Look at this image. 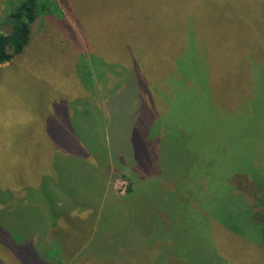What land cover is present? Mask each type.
I'll use <instances>...</instances> for the list:
<instances>
[{
  "label": "rangeland",
  "instance_id": "374dc122",
  "mask_svg": "<svg viewBox=\"0 0 264 264\" xmlns=\"http://www.w3.org/2000/svg\"><path fill=\"white\" fill-rule=\"evenodd\" d=\"M20 1L0 0L1 33L12 28L4 19ZM56 1L63 15L38 16L24 52L0 63V187L18 185L24 200L9 213L20 227L29 223L30 233L16 245L0 226V264H50L35 253V244L45 239L32 234V225L48 223L62 203L82 208L81 228L88 222L84 239L61 238L63 260L71 264L87 261L86 251L111 258L110 264H264L262 223L255 217L264 216V0ZM190 19L199 42L192 43L197 51H188L200 58L199 49H206L205 74L166 75L159 59L166 92L153 86L146 71H136V51L118 69L121 33L132 34L129 47L140 35L147 56L164 51L170 32L186 44ZM74 57L104 76L94 79L91 91L73 75ZM119 76H126L127 85L115 97L101 80L112 83ZM143 82L167 109L161 106L139 131V123L145 126L138 123L147 96ZM103 90L115 106L112 118L97 106ZM151 143L161 150L154 167L138 160L155 158ZM47 181L54 183L52 195L63 197L60 205L43 195ZM130 182L141 196L152 184L154 223L174 225L179 256L166 246L170 239L162 244L150 225H139L135 208L110 216L112 206L125 207ZM27 195L34 196L29 203ZM57 223L55 235L72 232H62V216ZM147 251L148 262L135 256Z\"/></svg>",
  "mask_w": 264,
  "mask_h": 264
},
{
  "label": "trees",
  "instance_id": "16d2710c",
  "mask_svg": "<svg viewBox=\"0 0 264 264\" xmlns=\"http://www.w3.org/2000/svg\"><path fill=\"white\" fill-rule=\"evenodd\" d=\"M42 14H53V15H57V16H61L63 15L62 9L59 6V2H57L56 0H22L20 1V3L17 5L16 9L11 13V16L14 17V22L12 24V28L7 32V33H1L0 32V63H4L7 61H10L12 58H14L15 56H19L21 55L26 46L29 43V39L31 38V31H32V26L37 22L36 19L38 18V16L42 15ZM190 23H188V27L185 29L187 31V37L185 39L186 44L183 42V40L180 37V34L177 32H170V34H168L165 42L167 44L164 45V51L158 49L157 53H153L150 52L147 56L144 54L146 53L145 50H143V42L144 40L141 38V36H134L133 37V45L131 47L127 46L126 43L128 41H130L132 34H126V33H121L122 36V40L121 42L124 43L121 47V45H119L120 51L119 52V57L121 59L120 63L117 62V60L115 61V63L119 64V67L116 66V69L118 67V69H121L122 66H126V62L128 61L129 63V55L131 53L132 57L136 51L135 57L136 59H134V63H135V69L136 71H146L149 75L152 76V78H155V82L153 83V86H155L156 89L160 90V89H167L166 85L164 84V81L162 80L161 77V73L157 71L156 69V65H160L158 64L157 60L160 61L159 59H164L163 61V65H164V73L166 75H168V72L172 70V72L177 75V76H191L192 74L195 75H199L202 73L205 74L206 73V67H208V63H207V52L205 48L199 49L200 53H201V57L198 58L197 55H191L190 51L188 50H192V52L195 50L197 51L192 43L193 40H195L196 42H199V37L196 31H193L191 29V23L192 20H189ZM151 37L154 38L155 43H159L157 41V39L155 38V36L153 34H151ZM174 43V45H173ZM189 45V47H188ZM173 46V47H171ZM191 47V49H190ZM116 50V54H114V58H117V53H118V47L117 45H115ZM89 57L85 58V59H89L90 55H88ZM179 56V59H177V57ZM109 57V56H108ZM152 57H155L156 59H153ZM92 58V56H91ZM93 59V58H92ZM74 62H72L71 64L74 65L73 66V75L77 77V79L80 80L81 83H84V86L86 89L90 90L93 89L92 85H93V81L94 79H96V77L98 78H103L104 76H97L96 74L94 75L93 72L90 69V63L89 62H75V57L73 59ZM140 64H144V66L142 67ZM148 68H147V67ZM149 69V70H148ZM103 71H106L105 69L102 68ZM201 71V72H199ZM190 73V74H189ZM192 73V74H191ZM123 74H125V72H123ZM122 77H126V76H122ZM122 77H117V79H119V83L117 86L116 83L118 81H111L112 83H109L107 80L102 79L101 83L104 84V89L108 90L111 88V90L115 91L113 92V95L116 97L118 96L120 89H122V87L124 85H127V81L125 79H122ZM160 79V80H158ZM122 80V82H121ZM146 85L147 88V96L144 98L143 100V112H144V117H142V120L140 118H138V123L139 121L144 122L145 126H141V123H139V131L140 129L144 130V127L147 128L149 123L151 122L152 118L155 115H158L159 108L161 110V106L164 107V110L167 109V105L165 104V100L163 97L160 98V95H153L149 90V85L145 82H143ZM106 85V86H105ZM92 87V88H91ZM110 87V88H109ZM116 87V88H115ZM119 90V91H117ZM167 92V90H166ZM111 93V92H110ZM102 100L100 101V103L97 105L99 106L100 109L103 110V112L105 113V110L111 111V118H112V108L115 106H112V102L108 97V94L105 93V91H102ZM83 97H85L84 95H82L81 97H78L79 99H82ZM153 97L156 99V101L153 100ZM104 99V100H103ZM83 103H88L86 102L84 99H82ZM96 102L94 100V98L92 99L93 103ZM133 101H129L128 104L132 105ZM101 104V107H100ZM157 105V106H156ZM96 106V104H95ZM96 106V108H97ZM77 114H80V112L82 111H77L75 110ZM84 111V110H83ZM87 112H89V110H87ZM135 115V113H134ZM109 117V119H111ZM69 124L71 123L70 121V116H69ZM137 124V123H136ZM72 125V124H70ZM74 135V134H73ZM151 136H153V134H151ZM75 137V136H74ZM154 137V136H153ZM77 139V137H76ZM153 140V139H152ZM150 144V149L154 152L155 154V158L153 160H150L148 158L145 159V162L142 160L144 159L143 157H139L138 160L139 162L145 163L146 166L149 167V165L152 167L156 166L157 163H159L158 161V153L161 154V150L158 149L159 145L158 143L156 144ZM152 146V147H151ZM143 147V146H142ZM146 147V146H145ZM149 148V147H148ZM147 157V156H146ZM157 159V160H156ZM138 162V161H137ZM45 186V191L46 193H44V196H50L52 199L50 200H55L57 202V204H61L62 202L60 201L59 198H63L61 195H58L57 192H55L54 195H52V193H54L53 190V185L54 183H51L50 181H47L46 183H43ZM42 184V185H43ZM5 185V184H4ZM140 186V184H139ZM31 190L33 189L32 187H30ZM137 189V183L135 185H132V182H130L128 191H127V197L124 199L125 201V207L121 208L120 210L118 208H116L115 210L111 207V213L110 216H117L119 214V212L121 210H124L125 212H127L129 214V212L134 211L133 208L136 209L137 212V221L139 222L140 226H143V228L145 229V226L150 225V231L155 233L156 235H158L162 241L170 239L171 241L167 242L168 244L166 245L167 247L170 246V250H172V252L174 253L175 251L178 252V239L177 237L174 235L175 233V227L172 224V226L168 229L163 225V223L161 222V226L157 225L156 223H154V217H155V212H153L150 207L152 205H156L157 203V194L155 190H152V184L148 185V190L144 192V195L141 196V193L138 192ZM29 191H31L30 189H27ZM246 190V188L243 189V191ZM28 191V192H29ZM104 191H102L101 196L103 195ZM22 193L19 192V188L18 185H14V184H10V186H4V187H0V226L5 230V232L7 233V238L9 241L15 243L16 245H22L21 243L26 240V238H28V236L30 235V233L27 235L28 231L26 230L27 226L29 225V223L25 222V227H20L18 224H16L12 218L9 212H11V210H14V203L16 204L17 202H20L24 200V195H21ZM257 194H255V192H251V196L256 197ZM100 196V198H101ZM33 195H27V197L25 198V200L27 201V203H29V200L31 198H33ZM160 198V197H159ZM35 199V198H34ZM49 200V201H50ZM161 201V200H160ZM253 201V199L251 200ZM39 205V202L35 203ZM115 206V205H114ZM84 208L87 206H83ZM89 207V205H88ZM90 209H93L91 207H89ZM61 209V210H59ZM172 209L171 207H168L167 210ZM89 210V209H88ZM158 211H161L163 214V210L158 207L157 208ZM47 211V210H46ZM56 211V215L53 214L50 218L51 220L47 223L45 220L43 223L37 224L36 226L32 225V234L33 233H39L42 236L39 237H43L45 239V241H41L39 243V246L37 244H35V248H36V255L40 258H44L46 259L50 264H68V259L63 260V255H65L66 251L64 249V243L62 242L61 238L63 237H68V238H75L73 236H82L83 239L84 237H86V234L89 233V231L87 232V225L88 222L85 221V227L81 228V218L79 216V212L82 211V208H78V211H76V209L72 206L69 207V205L62 203V206L55 209ZM64 213V214H63ZM88 213V212H87ZM149 213V214H148ZM148 214V217L147 215ZM67 215H70L67 216ZM65 218V220H67V223H60L61 226L64 228H62V232L64 233H69L70 231H72L71 233L68 234H64V236H58L54 234V229L59 228L58 227V223L57 221L60 219V217ZM154 216V217H153ZM257 216V220L259 219L261 221V240L264 243V216H259L257 214H255V217ZM90 217V214L87 215L86 218ZM254 217V218H255ZM85 218V217H84ZM148 218V219H147ZM160 218V217H159ZM141 222L144 223V225L141 224ZM71 226L70 229L68 226ZM156 226V227H155ZM66 228V229H65ZM174 231V232H173ZM164 232V234L162 235V233ZM58 234V232H56ZM27 235V236H26ZM50 235H54V239L55 241L51 244L52 247H49L50 245H48V240L46 239V237H48L49 241L51 240ZM25 236V237H24ZM173 240V242H172ZM29 241V239L26 241V243ZM109 244V243H108ZM176 244V245H174ZM114 247V244H112ZM48 247L45 251V248ZM176 248V250H174ZM75 255V254H74ZM130 255V254H129ZM152 254L149 253V251L145 252V253H138V256L142 261L148 262V259L151 260V258H149ZM78 256V255H77ZM77 256H75V258H77ZM131 256V255H130ZM177 256H179V252L177 253ZM84 257L87 259V261H83L84 259L80 260L78 262V264H103V263H107L110 264V260L114 263V261L111 258H107L105 257V255H101V254H96L94 252H85L84 253ZM181 257V255H180ZM109 260V261H108ZM181 261V260H179ZM71 264V263H69Z\"/></svg>",
  "mask_w": 264,
  "mask_h": 264
},
{
  "label": "water",
  "instance_id": "95a60500",
  "mask_svg": "<svg viewBox=\"0 0 264 264\" xmlns=\"http://www.w3.org/2000/svg\"><path fill=\"white\" fill-rule=\"evenodd\" d=\"M4 22L6 23H13L14 22V17L13 16H8L4 19Z\"/></svg>",
  "mask_w": 264,
  "mask_h": 264
}]
</instances>
